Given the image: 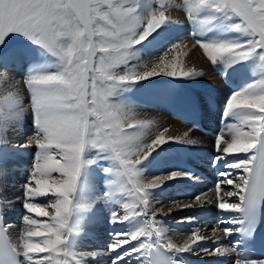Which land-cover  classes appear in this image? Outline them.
<instances>
[{"label": "snow or ice", "instance_id": "obj_1", "mask_svg": "<svg viewBox=\"0 0 264 264\" xmlns=\"http://www.w3.org/2000/svg\"><path fill=\"white\" fill-rule=\"evenodd\" d=\"M184 3L197 44L213 65L231 67L252 60L259 69V79L232 91L225 100L221 118L231 140L222 143V136L217 134L215 155L210 160L214 167L225 163V171L219 176L227 185L238 181L235 191L228 192L227 197H238L239 202L220 200L217 207L222 212L240 214L228 221L238 227H225L226 235L233 231L241 235L242 239L234 243V249L240 250L238 245L242 242L256 239L259 213L264 208V0ZM142 4L151 7L148 0H0V69L5 70L0 71V81L12 80L15 87L4 97L7 105L0 107V123L11 121L24 130L25 117L30 112L35 140H28L19 149H36L21 189L24 202L12 201L0 190V213L19 201L23 210L40 218L24 215L29 228L47 230L24 231L17 245L0 242V264H84L98 258L95 252L78 253L73 244L74 236L88 223H81L80 214L96 209L93 204L80 202L90 190V178L85 177L90 165H100L104 178L110 173L118 178L105 180L106 184H130V192L145 210L151 189L170 179L191 176L189 172L173 170L160 183L141 185L139 177L144 170L140 165L156 149L168 142L197 145L198 141L189 138V133L167 138L161 133L142 149V137L150 121L135 119L130 104L113 99L118 90L155 76L195 79L202 75L195 70L178 69L174 60L165 63V56L139 71V62L129 63L137 45L162 26L179 23L163 10L152 12L145 22L140 11ZM217 26L237 35L227 39L202 38ZM33 46L40 52L36 53ZM177 47L178 44H171L165 55ZM37 56L47 59L41 61ZM9 70L22 71L19 82L8 76ZM229 119L235 122L227 123ZM7 148V142L0 141V180L8 175ZM86 149H95L94 155L86 157ZM141 151L143 156L134 159ZM219 152L225 156L217 155ZM227 156L233 157V162L227 163ZM233 170L238 175L233 176ZM56 174L61 178L56 179ZM216 188L220 199L219 181ZM113 195L106 190L104 199L110 200ZM41 197L55 198L54 214L50 217L38 203L26 202ZM196 199L199 201L200 197ZM115 207L113 203L108 211L111 225L123 224L137 215L128 203L123 205V215ZM143 235L141 230L116 235V242L107 246L110 254L133 241L139 248L120 251L108 259L110 264H122L126 257L139 255L148 247L139 242ZM34 239L41 242H33ZM201 239L193 233L192 241L183 246L169 243L168 252L174 255L154 264H184L180 254L192 253ZM225 251L216 248L212 256H223ZM232 264H264V257L252 258L243 250Z\"/></svg>", "mask_w": 264, "mask_h": 264}, {"label": "bare ground", "instance_id": "obj_2", "mask_svg": "<svg viewBox=\"0 0 264 264\" xmlns=\"http://www.w3.org/2000/svg\"><path fill=\"white\" fill-rule=\"evenodd\" d=\"M148 3L151 4V7L142 4L140 9L145 22L152 12L163 10L166 16L179 23L162 26L154 37L137 45L135 55L129 63L136 64L139 62V68H137L139 71L143 70L145 66L150 68L152 63L157 62L158 57L165 56V63H172L174 60L178 69L195 70L201 72L202 75L195 79L155 76L118 90L117 95L113 98L118 102L130 104L135 113V119L150 121L149 127L144 130L142 149L144 145L150 144L151 140L161 133L164 134L165 138L168 136L183 137L185 133H189V138L198 141L197 145L168 142L156 149L140 165L144 171L139 177V183L145 186L154 182L160 183L166 179L170 171L191 170L188 168L189 161L186 160L188 156L198 154L200 150L214 151V138L217 134L222 136V143L225 140L230 142L231 135L225 126V120L221 118L224 102L232 91L260 78L259 69L253 65L254 61L252 60L231 67L223 63L213 65L209 61L197 44L198 37L193 35L194 26L188 23L187 17H184L183 9L186 11V8L183 7L185 5L183 0H148ZM161 3L164 4L163 8H161ZM236 35L232 32H223L217 26L208 31L202 38L227 39ZM173 43L178 44V47L165 55ZM33 50L36 53L40 52L35 46H33ZM37 57L41 61L47 59L43 56ZM0 71L5 70L0 69ZM21 75L22 71H8V76L15 77L16 82L20 81ZM13 83L12 80L0 81V107H6L7 101L4 97L9 92L15 91ZM21 87H23L22 84ZM24 107L27 109L28 105L25 104ZM199 121L203 122L206 132L195 128ZM234 122L232 119L227 121V123ZM244 130L247 131V129ZM30 139L35 140V133L31 132L30 112L25 117L24 130L20 128L19 124L11 121L0 123V141L7 142L6 151L10 154L7 161L8 175L0 180V190L12 201L24 202L25 200L24 192L21 189L29 176L32 155L36 149H19V146ZM94 153L95 150L86 149V157H91ZM217 155L225 156L222 152L217 153ZM142 156L143 151H141L140 156L133 158L139 159ZM206 159L211 160V157ZM226 161L227 163L233 162V157L227 156ZM105 166L109 165L106 164ZM218 166L222 167L221 172L225 171V163ZM190 173L192 180H195L196 177L193 176L195 174ZM236 175L238 173L233 170V176ZM85 177L90 178V190L81 197L80 202L93 204L96 209L93 213L89 211L80 214L81 223L84 224L85 221L88 223L86 229L74 236L73 244L78 253L91 254L95 252L98 258L91 261L86 260L84 264H110L108 259L120 251L133 246L139 248L137 241L125 245L124 249L117 250L116 253L110 254L107 248L108 245L116 242V235H124L137 230L144 233L143 236L139 237V242L148 245V247L137 256L133 254L126 257L122 264H138L137 260L140 261V264H152L151 257L153 258L158 250L164 251L169 258L174 254L168 252L167 245L172 243L183 246L186 242L190 243L193 239V233L195 236L201 237V241L192 253H183L180 256L184 264H200L201 256L208 258L212 255L211 251H205V249L210 250L215 244L223 241V238L228 236L225 233V227L231 229L235 225L228 223L230 219L235 218V213L222 212L217 205L220 200H227L230 203L238 201V197L233 196L230 199L227 197L228 192L235 191V185L238 181H234L233 185H227L221 177L219 181L221 183L220 199H218L216 183L207 185L199 178L197 184L188 185L182 177L170 179L160 187L150 190L147 197L149 203L145 210L144 205L137 202L130 192V184L125 182L122 187L120 184H106L105 180L111 181L118 178L114 173H110L104 178L100 173V165L93 164L86 168ZM55 178L60 179L61 177L56 174ZM197 185L199 187H196ZM32 186L35 187V184ZM106 190L114 194L110 200L104 199ZM197 197H200L199 201L196 199ZM26 202L38 203L40 207L48 211L49 217L54 214L52 207L55 202L54 197H41ZM113 203L116 205L114 210L120 215L124 214L123 205L125 203L132 205L137 215L123 224L111 225L108 223L107 217L109 208L112 207ZM188 205L191 207H186ZM24 215L40 220L35 214L23 210L19 201L11 204L0 215V220L5 223V237L12 245L19 243L20 235L24 231H47L42 228H29L23 220ZM217 217L223 218L222 227L214 221ZM92 219L96 220L99 233H90L93 232L91 229L93 227ZM33 242L39 243L41 241L34 239ZM216 248L226 251L223 256L209 259L212 264H232V261L238 258L232 247L228 245L224 244L223 247L217 246ZM196 252L200 254L197 255ZM205 252L206 254H204Z\"/></svg>", "mask_w": 264, "mask_h": 264}, {"label": "rangeland", "instance_id": "obj_3", "mask_svg": "<svg viewBox=\"0 0 264 264\" xmlns=\"http://www.w3.org/2000/svg\"><path fill=\"white\" fill-rule=\"evenodd\" d=\"M183 2H184V0H183ZM162 4V3H161ZM184 8H186V5H184L183 6ZM183 12H185V13H183L184 14V17H187V10L186 11H184V9H183ZM188 23L190 24V22L188 21ZM160 29H158L157 31H159ZM154 32L153 34H151L150 36H149V38H147L146 40H148V39H151L152 37H154L158 32ZM145 40V41H146ZM37 59H38V57H37ZM40 60V59H39ZM93 150H95V149H93Z\"/></svg>", "mask_w": 264, "mask_h": 264}]
</instances>
